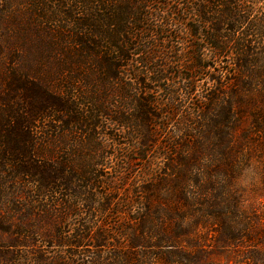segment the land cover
I'll use <instances>...</instances> for the list:
<instances>
[{
	"label": "trees",
	"instance_id": "1",
	"mask_svg": "<svg viewBox=\"0 0 264 264\" xmlns=\"http://www.w3.org/2000/svg\"><path fill=\"white\" fill-rule=\"evenodd\" d=\"M249 193L264 0H0V264H264Z\"/></svg>",
	"mask_w": 264,
	"mask_h": 264
},
{
	"label": "rangeland",
	"instance_id": "2",
	"mask_svg": "<svg viewBox=\"0 0 264 264\" xmlns=\"http://www.w3.org/2000/svg\"><path fill=\"white\" fill-rule=\"evenodd\" d=\"M207 60H208V58H207ZM77 69L79 70L78 67H77ZM205 77L207 78L206 74H204L202 76V78H200L198 80V84H200V85L197 87V91L201 95H203V93H204L202 89L205 88V87L202 88L203 87L202 84L208 83L207 84V87H208L207 88V91H210L211 86L213 85L212 81H210V80L208 82H205L206 81V78ZM177 79H178L177 76H175L173 78V80H174L175 83H178L177 82L178 81ZM158 93H159V97L160 98H164V92L162 91V88L159 90ZM170 124H172V123H170ZM246 203L248 205L258 206L259 210L261 211L263 209L264 197L261 196V195H259L258 193H249V196L247 195V198H246ZM201 237H202L201 238V241H202L201 244L204 245L203 247H205V248H207L209 250V232H208L207 235L201 234ZM8 239H9V237L6 234L0 233V240L7 241ZM47 248H49L51 254L53 253V251H55V248L51 247L50 244H48V247ZM214 258H215L216 261H219L221 263L226 262V257L223 254L216 255V256H214ZM208 259H209V257H208ZM211 259H213V258L211 257ZM230 263H231V261H230Z\"/></svg>",
	"mask_w": 264,
	"mask_h": 264
}]
</instances>
